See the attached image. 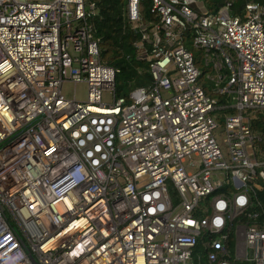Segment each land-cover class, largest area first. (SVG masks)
Here are the masks:
<instances>
[{
	"label": "built area",
	"instance_id": "obj_1",
	"mask_svg": "<svg viewBox=\"0 0 264 264\" xmlns=\"http://www.w3.org/2000/svg\"><path fill=\"white\" fill-rule=\"evenodd\" d=\"M206 1L127 0L151 80L117 96L96 1L0 0V264H264V6Z\"/></svg>",
	"mask_w": 264,
	"mask_h": 264
},
{
	"label": "trees",
	"instance_id": "obj_2",
	"mask_svg": "<svg viewBox=\"0 0 264 264\" xmlns=\"http://www.w3.org/2000/svg\"><path fill=\"white\" fill-rule=\"evenodd\" d=\"M99 5L100 12L95 18L96 35L100 38L101 54L103 60L111 66L120 70L117 75V95H127L128 91L140 85L150 82L151 76L148 72V64L137 59L134 42L137 39V33L131 29L127 17V0H93ZM212 11H217L225 5L226 0H209ZM264 6V0H258ZM245 5V0H237L234 4V12L240 11ZM142 68V72L139 69ZM221 102H226L225 96H220ZM223 111L233 113L235 109L226 108ZM254 128L264 133L263 116L253 123ZM264 150V139L260 143ZM261 189H257V204L251 210L264 211V180L261 182ZM259 204V205H258ZM233 249V241L230 243ZM202 253V264L207 263L206 251L203 241H200L197 252ZM204 251V252H203ZM233 254V251H232ZM195 255L194 264H197ZM232 264H253L248 260H235L231 257Z\"/></svg>",
	"mask_w": 264,
	"mask_h": 264
},
{
	"label": "rangeland",
	"instance_id": "obj_3",
	"mask_svg": "<svg viewBox=\"0 0 264 264\" xmlns=\"http://www.w3.org/2000/svg\"><path fill=\"white\" fill-rule=\"evenodd\" d=\"M206 5L208 7H210V2L208 0L206 1ZM231 13H233V12H231ZM195 51H196L197 58H198V64L201 67V69L203 70V72L205 74L214 73L212 71L211 67H206L205 66V63H204L205 60L203 59V52L201 50H198V49H196ZM201 81H202L203 86L209 91V93L211 95H216V93H215V91L213 89V86H214V82L213 81L207 79L205 76L202 77ZM135 87L131 88L130 90L134 89ZM64 91H65L66 96L69 97V98L76 97L79 100H84L86 98V96H87V84L83 82V83H79V84H77V85L74 86L71 83H66L64 85ZM129 91H128V93H129ZM116 95H117V93H116ZM127 95H125V96H127ZM171 95H172V91H164V90H162V96L168 97V96H171ZM117 96H119V95H117ZM112 97H113L112 92H106L105 93V99L110 100ZM222 114L223 113L220 112V111H216L215 114H214L216 116L220 115V121H221V123H220L219 129L216 131L217 138L220 141H222V139L225 136V133H224V124H223V117H222L223 115ZM255 115H257V113H255ZM233 190H235V189H233ZM172 192H174V190ZM174 194H175V192H174Z\"/></svg>",
	"mask_w": 264,
	"mask_h": 264
}]
</instances>
